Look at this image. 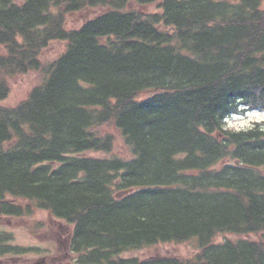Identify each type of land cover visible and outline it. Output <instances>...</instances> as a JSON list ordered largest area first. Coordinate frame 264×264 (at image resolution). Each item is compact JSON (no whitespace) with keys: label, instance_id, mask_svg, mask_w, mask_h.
<instances>
[{"label":"trees","instance_id":"16d2710c","mask_svg":"<svg viewBox=\"0 0 264 264\" xmlns=\"http://www.w3.org/2000/svg\"><path fill=\"white\" fill-rule=\"evenodd\" d=\"M241 107L264 110V0H0V215L64 222L66 264H264V121L225 127Z\"/></svg>","mask_w":264,"mask_h":264},{"label":"rangeland","instance_id":"374dc122","mask_svg":"<svg viewBox=\"0 0 264 264\" xmlns=\"http://www.w3.org/2000/svg\"><path fill=\"white\" fill-rule=\"evenodd\" d=\"M85 15L73 14L69 16L68 26L72 23L80 24L85 19ZM66 48L65 42H52L44 51L43 59L52 61L57 58ZM40 76L30 73L24 76H18L14 82L11 94L6 100L7 103H15L20 100L27 92V90L39 81ZM264 119V113L259 111H244L229 117L226 126L231 128H245L253 121H261ZM35 218L44 221L49 220V214L46 211H37ZM59 222V223H58ZM55 228H45L42 234L38 237L31 234L20 221L14 218L0 217V232H8L12 234L13 240L10 241L12 245H19L24 248H29L30 251L21 255L7 254L0 257V262L3 264H35L40 259H45L43 264H66L71 254L64 234L61 232L67 231L68 227L64 222L58 221ZM256 238L255 235L237 236L232 233L218 235L215 238L216 243H224L227 239L236 240L238 238ZM198 251L196 242L191 240L183 243L166 242L159 243L154 246L144 247L139 250H134L125 253V257L137 256L140 259L147 260L154 257V255H183L192 256Z\"/></svg>","mask_w":264,"mask_h":264}]
</instances>
